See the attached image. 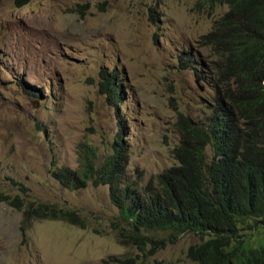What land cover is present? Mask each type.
Here are the masks:
<instances>
[{"label": "rangeland", "instance_id": "obj_1", "mask_svg": "<svg viewBox=\"0 0 264 264\" xmlns=\"http://www.w3.org/2000/svg\"><path fill=\"white\" fill-rule=\"evenodd\" d=\"M226 9L199 0H0V194L74 210L85 224L48 217L23 232L22 210L0 198V264L125 256L197 264L186 251L199 234L144 251L121 244L108 187L70 189L52 172L77 169L91 148L101 161L118 132L128 174L142 184L175 164L179 114L203 119L213 95L212 52L200 37ZM113 69L120 100L111 104L99 82ZM239 233L264 240L261 225Z\"/></svg>", "mask_w": 264, "mask_h": 264}, {"label": "trees", "instance_id": "obj_2", "mask_svg": "<svg viewBox=\"0 0 264 264\" xmlns=\"http://www.w3.org/2000/svg\"><path fill=\"white\" fill-rule=\"evenodd\" d=\"M199 1L227 9L200 37L212 52L213 95L203 119L179 114L176 163L142 184L128 174L118 132L101 161L91 148L80 156L77 169L52 175L70 189L106 185L118 210L114 225L121 244L144 251L147 244L164 246L165 240L196 233L201 241L186 251L192 262L264 264V240L253 244L239 233L264 227V0ZM191 59L180 58V64L187 68ZM100 75L99 92L108 103L119 101L116 69ZM0 198L22 210L23 232L33 220L48 217L85 227L74 210L24 202L19 195ZM110 264L134 260L113 257Z\"/></svg>", "mask_w": 264, "mask_h": 264}]
</instances>
